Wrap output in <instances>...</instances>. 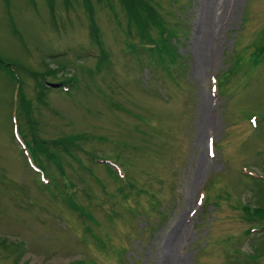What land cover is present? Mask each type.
<instances>
[{"label":"rangeland","instance_id":"rangeland-1","mask_svg":"<svg viewBox=\"0 0 264 264\" xmlns=\"http://www.w3.org/2000/svg\"><path fill=\"white\" fill-rule=\"evenodd\" d=\"M83 2L0 0V264H264V0Z\"/></svg>","mask_w":264,"mask_h":264},{"label":"trees","instance_id":"trees-1","mask_svg":"<svg viewBox=\"0 0 264 264\" xmlns=\"http://www.w3.org/2000/svg\"><path fill=\"white\" fill-rule=\"evenodd\" d=\"M84 1L83 4L87 6L89 0H82ZM119 4L121 5L125 16L129 23H133L135 26V30L137 31L139 41L142 42V44L145 46V49L150 53L155 55L156 61L164 68L165 67V58L168 59L170 63L174 62L175 57H177V53L175 52L174 48L171 46V44H168V33L165 32L163 29H159V20L156 18V15L154 13V10L152 7L146 2V0H119ZM89 10V9H88ZM150 25H155L158 29V38L152 39L148 33L146 32V29ZM93 38L97 41L98 35L97 33L93 36ZM264 50L263 46H259L256 50H254L253 53L255 55H258ZM164 57V58H163ZM164 61V62H163ZM45 75V72H43L40 76ZM47 75V73H46ZM37 76L36 74H31V77ZM60 86H64L63 83H60ZM43 88H47V86H43ZM16 95L18 98V101L22 107L23 110L28 111L29 104L24 98V95L21 91V85L17 83L16 85ZM27 114V113H25ZM73 141L72 137H68L66 139L61 140H55L50 141L49 144L56 147L60 146V148L64 151H66L67 146H70ZM38 153H42L46 156L48 159L50 155H48L47 150L40 149ZM52 154V153H51ZM69 198V196L67 197ZM250 212V210H248ZM252 212H258L260 215L264 213V210L256 211L255 209L252 210Z\"/></svg>","mask_w":264,"mask_h":264},{"label":"water","instance_id":"water-1","mask_svg":"<svg viewBox=\"0 0 264 264\" xmlns=\"http://www.w3.org/2000/svg\"><path fill=\"white\" fill-rule=\"evenodd\" d=\"M49 87H56L57 84H46Z\"/></svg>","mask_w":264,"mask_h":264}]
</instances>
